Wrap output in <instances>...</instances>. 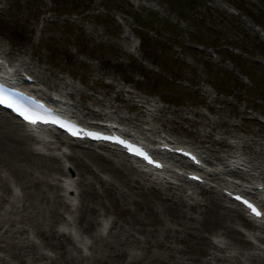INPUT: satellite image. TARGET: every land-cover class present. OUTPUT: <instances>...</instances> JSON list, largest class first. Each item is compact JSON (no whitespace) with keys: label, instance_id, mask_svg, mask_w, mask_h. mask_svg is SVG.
<instances>
[{"label":"rangeland","instance_id":"1","mask_svg":"<svg viewBox=\"0 0 264 264\" xmlns=\"http://www.w3.org/2000/svg\"><path fill=\"white\" fill-rule=\"evenodd\" d=\"M156 33L165 43L158 45L161 48H154L156 58L152 57V52L146 58L143 45L147 49L148 42L145 44L147 39L143 36L157 38ZM0 43L8 52L7 59L15 61L19 70L29 71L36 78L42 76L39 77L41 87H50L53 93H58L65 85L66 91H72L73 95H66L65 99L83 120L115 118L129 130L133 123H138L139 130L149 139L167 137L199 150L217 148L216 144H210V137L222 139L223 144L216 154L227 156L228 152L237 150L261 164L259 166L264 163V0H0ZM76 100L88 108H83L81 103V107L78 103L74 106ZM133 103L144 105L143 119H136ZM153 106L162 109L161 112L151 109L157 113V118L150 115ZM150 126L155 127L153 132L147 129ZM71 144L67 141L64 144L67 153L72 152ZM101 151L104 156L122 157ZM84 163L111 180L122 192L117 197L118 205L111 204L107 194L102 197L109 210L99 217L100 222L104 217L108 221V228L102 234L113 221L117 223L112 229L114 233L129 230L150 243L149 250L144 247L145 241H142L143 249L131 248L129 244L124 247L131 254L146 257L137 264H148L150 257L154 258L153 264H258L264 260L259 251L261 242L253 237L256 233L264 237L258 226L256 229L246 221H228L254 244L252 248L220 236L222 211L226 206L234 208V204L222 195L217 198L214 192L202 195L200 189L204 190V185L173 179L170 190L179 192L180 185L187 192L194 191L196 197L188 200L197 205L193 212L196 219L181 224L171 218L169 208L156 198L158 191L151 185L159 186L161 191L165 186L144 181L139 174L124 167L119 174L100 170V166L109 167L110 171L112 168L99 156L92 160L86 158ZM62 164L67 166L66 170L73 171L69 180L74 189L73 200H70L74 211L64 212L70 219L72 213H80L75 208L85 197L81 187L75 184V171L79 167L77 170L71 159ZM25 167L32 171L28 175L34 183L31 191L35 194L33 199L28 194L25 202L34 209L23 207L20 211L18 201L15 205L0 202V220L8 222L6 226L0 224V264H18L13 258L15 254L24 257L28 264H43L45 260L35 259L32 252L55 257L54 262L49 260L48 264H100L98 257L107 264L119 262V258L112 255L123 248L111 236H106L105 243L95 242L91 248L89 235L93 231L75 232L77 226L71 225L76 237H82L87 245L81 244L78 251L65 244L67 251L60 253L43 244L34 226L27 224L26 229H21L18 222L22 221V216L39 217L37 210L43 202L39 203L36 195L42 192L41 180L59 183L64 178L53 171ZM7 168H0V173L19 195L22 190L16 175H9L16 172ZM222 168L223 165L220 171ZM123 172L138 178L142 188L131 191L122 185L120 174ZM85 173L89 180V174ZM93 185L98 187V194L104 192L97 182ZM6 196L10 199L9 194ZM86 199L90 203L98 202L95 198ZM156 217L162 224L153 229L148 222ZM134 218L145 223L142 232L137 231L136 221L130 222ZM45 222L48 221L45 219ZM62 225L58 223L57 229L61 230ZM50 227L48 222L46 228ZM64 230L68 232L67 228ZM164 234H167L165 238ZM26 236L33 243L21 248L26 245ZM208 240H218L220 244L230 240L232 248L226 253L231 259L213 260L210 255L216 251ZM158 241L172 249L158 246ZM180 248L182 252L175 251ZM252 255L258 256L256 261ZM129 259L130 256L123 262Z\"/></svg>","mask_w":264,"mask_h":264},{"label":"bare ground","instance_id":"2","mask_svg":"<svg viewBox=\"0 0 264 264\" xmlns=\"http://www.w3.org/2000/svg\"><path fill=\"white\" fill-rule=\"evenodd\" d=\"M0 54H4L5 56L8 55V52L6 49H4L0 43ZM39 76V75H38ZM40 78L42 76H39ZM39 77H37V84H39ZM54 85H55V81ZM49 90L50 87H48ZM43 90V89H42ZM59 94L62 96H72V91H66L65 85L62 86L58 90ZM65 91V92H64ZM42 94H44V91H42ZM80 102V101H79ZM144 102V101H142ZM78 101L76 100L73 105L77 106ZM83 104V108H88L87 105H85L83 102H80ZM79 106L81 107V104ZM146 104H148L146 102ZM61 105V103H59ZM144 105L140 103H133L132 109L134 111L136 119H140L144 115V109L142 108ZM156 108V112H161V108ZM154 106L150 108L149 111L150 115L154 118L157 116V113H154L153 110L155 109ZM153 109V110H151ZM155 115V116H154ZM143 119V118H141ZM140 119V120H141ZM133 129L132 132L141 134L143 136H146L143 132H141L138 128V123L132 124ZM136 127V128H135ZM148 130H152V132L155 130V127H148ZM52 137L54 138V143H58V145L54 146L52 142H39L36 141V143H32L31 141L34 140V138L24 130L21 123L12 115L8 114L5 110L0 109V168L4 167L5 169H9L7 167L12 168L16 173L11 174L9 172V175L11 177H14L16 175V179L18 180L22 193L19 195H15L12 193V187L10 186L8 180L4 175L0 173V202L3 203V201H6L7 204L15 205L16 202L21 203L18 206H20L19 210L22 211L23 207L25 209H28L29 207H32L31 205H26L25 200H27V195L33 199L35 195L31 191V187L34 186V183L31 182V177L29 174H32L31 169L26 170L27 166L28 168H38L41 170H47L49 172H56L63 175V179L61 181L59 180V183L55 181H49L46 179H42L40 185H42L43 189L42 192L40 191L38 193V196L36 195L37 201L41 203L43 202V205L38 207L37 213L39 215L38 218L33 219L29 214L26 216H22V221H19L18 223L21 224V229H26V225H32L36 228V234L42 238L43 244L50 249H56L60 253H64L67 251L65 248V244H68L69 247H72L78 251L81 250L80 244L83 243L82 238H74L70 232H66L64 229H57L58 223H63L62 227H69L71 225H76L77 229L82 232H91L93 231L89 237H90V247L93 248V244L95 242H101L105 243L106 236H111L115 241L119 242L122 246L123 250L119 253H114L112 256L119 258V262L112 263V264H137L140 261L144 260L145 256H138L135 253H130L124 247L129 244L131 248H142L143 242L145 241V249H150V243H147L146 240H141L138 237L134 236L132 232L129 230H121L120 233H114L112 231L113 228H115L116 222H111L108 231L105 234H102L103 232L100 231V228L102 227V223L99 220V217L105 216L106 213L109 211L108 208L104 205L102 202V197L106 194L109 196V200L112 203H116L118 205V198L120 195H122V192L118 190L115 186H113L111 180L107 178H103L99 175L98 171L91 167L89 164H85V159L88 158L92 160V158L95 157H101L102 159H105L106 162H108L109 166H111V171L109 170V167H98L100 170H106L108 172H117L120 173L121 168L130 169L131 171L139 174L142 179L150 180L149 176L146 175L147 173L143 172L138 166L133 165L129 160H127L124 157H118V158H112L109 156H104L105 154L101 153L95 148L92 147H84L78 143L72 144V152L71 153H65L64 151L61 153L58 152V154H55L54 152H47L46 150H54L59 149V145H63L65 140L62 139L57 133L52 134ZM33 144L35 146H33ZM210 144H216L217 148H208L203 147L202 149H198L199 153L201 155V159L204 163L207 165L213 166L212 170L204 171L206 175L208 176V180L205 184V188L203 190L200 189V192L203 194L207 192H214L217 198H220L222 195L221 192H219V189L221 186L226 187L228 189L237 188L245 193H249L254 198L262 201L264 204V200L259 197V194L262 192L261 190H253L256 186V184L262 183L264 184V163L262 166H259L261 164H256L253 162V160L249 157H247L242 151H231L227 153V156H222L220 154H216L219 151L220 145L223 144L222 139L215 140L210 137ZM227 145H230L227 143ZM45 151H42V150ZM110 154L112 155H120L119 153L107 149ZM224 152V150L222 149ZM121 156V155H120ZM64 158V159H63ZM71 159L74 163V166L77 168L79 167L78 171H75L76 180L75 184L79 185L81 187V194L84 195V199L82 201L80 200L79 204L75 209H77L80 213L75 215V213H72L71 218H67L64 214L66 211L73 212L74 210L71 208L70 204V198L72 197L73 193L70 192V185L67 180H69L73 176V171L68 168L66 170L65 165L62 164L63 161ZM172 163L179 164L181 166L185 165L183 163V160L180 158H174L172 160ZM62 164V165H61ZM237 165L239 168H242L246 171L242 172L241 170H236L230 168L231 165ZM106 165V166H108ZM223 165L222 170L220 171V167ZM33 166V167H32ZM87 172L89 174V180L87 179ZM143 173V174H142ZM222 173L229 175H237L238 179L234 182L230 179H227ZM144 176H142V175ZM121 175V182L122 185L126 186L129 190L134 191L133 189H141L142 183L138 178H132L128 175L127 172H123ZM262 180V181H259ZM70 181V180H69ZM156 182L155 180H153ZM66 182V183H65ZM94 182H97L99 184V188L104 191L101 195L98 194L97 191L98 187L94 184ZM171 182L167 181V184H163L160 182L161 185L165 186L164 190H159V186L151 185L155 187L156 191H158V194H156V198L162 202L165 203L166 206L169 208L171 213V218L178 223H185L186 221H193L196 219L193 212L196 210V204H191V202L188 203V200H194L196 197L193 194L194 191L187 192L183 187L180 185L178 187L179 192H173V190H170L172 188V184H169ZM214 183V184H213ZM148 185V184H147ZM149 186V185H148ZM150 186V187H151ZM40 188V186H38ZM73 187L76 188L75 185ZM58 190H61L63 192L60 193ZM97 190V191H96ZM170 190V191H167ZM138 191V190H137ZM9 192V193H8ZM50 193V194H48ZM6 194L10 195V199L6 196ZM67 194H70L71 196H66ZM79 196V193H78ZM88 199H97L98 202H94L92 200V203H90ZM186 197H188L186 199ZM117 198V199H116ZM100 203V204H99ZM98 204V205H97ZM26 205V206H25ZM38 206V204H36ZM101 207L102 212L99 211V207ZM223 207V206H222ZM234 207V206H232ZM34 209V206L32 207ZM222 220L220 221L221 224L219 227L221 228L220 236L224 235L225 237L232 239V242H238L239 244L252 248L254 244L249 240L244 238L245 235L239 231L238 228L235 226H232L228 224V221H246L250 225L259 228L258 230L260 233L264 234V224L259 223L257 221L251 222L246 218V215L244 212H242L240 209L234 207V208H228L227 206L224 207L222 211ZM18 213V211H17ZM118 214L120 212L118 211ZM224 216V217H223ZM45 219L51 223L50 228H46L48 225V222H45ZM105 220V217L102 219V221ZM139 224V227L137 228L138 232H142L144 229V224L140 219L134 218L130 222H135ZM240 221V222H241ZM260 221V220H259ZM126 222V221H125ZM8 222H5V220H0L1 226H6ZM128 223V222H126ZM148 223H151L153 225V229H157L158 224H162V221L160 219L153 218ZM15 224V222L12 223V226ZM129 224V223H128ZM56 226V227H55ZM260 226V227H259ZM20 228V227H19ZM150 233H152L150 231ZM167 236V234H164V238ZM220 236H217L218 238ZM238 236V237H237ZM254 239H256L258 242H261L262 247L264 246V237L261 236L259 233L254 234ZM143 241V242H142ZM201 243L203 242L202 238L200 237ZM228 240L223 245L218 244V242L208 240L207 243H209V246L214 249L216 252H222L221 254H218L214 252L208 253L211 254L213 260L216 262L218 261H229L231 259L230 255L226 253V251H230L232 248L231 243ZM33 241L26 236V245H22L21 248H25L28 244H32ZM111 244V243H109ZM160 247L167 246L168 249H172L171 246L165 245L163 241H158L156 243ZM108 245V243H106ZM200 245V244H199ZM110 248L113 247L111 244L109 246ZM143 249V248H142ZM177 252H182L183 250L176 249ZM38 255H35L34 252H32V255L35 257V259L41 257L42 260H45L43 264H48V261L54 262L53 258L46 253H38ZM130 256V259L123 262L125 258ZM257 255H252L251 258L256 261ZM13 258H16V262L18 264H28L27 260L24 257L18 256L15 254L13 255ZM99 259H96L100 264H107L105 260L98 257ZM116 258V259H117ZM154 258L148 259V264H153L151 261ZM41 264V263H40ZM177 264H184V262H178ZM258 264H264L263 261H259Z\"/></svg>","mask_w":264,"mask_h":264},{"label":"trees","instance_id":"3","mask_svg":"<svg viewBox=\"0 0 264 264\" xmlns=\"http://www.w3.org/2000/svg\"><path fill=\"white\" fill-rule=\"evenodd\" d=\"M160 36H161L160 34L158 35L157 38H147L146 36H143L145 39H147V41H145V44H146V42H148L147 49L145 48V45H143V47H144V56L146 58H148L147 54L150 53V52H152L151 53L152 57L156 58L157 53L154 51V48H159L160 46H158V45H161V44L165 43V41L163 39H161ZM259 50H260V48H259ZM151 62L156 64V60L152 59Z\"/></svg>","mask_w":264,"mask_h":264},{"label":"snow or ice","instance_id":"4","mask_svg":"<svg viewBox=\"0 0 264 264\" xmlns=\"http://www.w3.org/2000/svg\"><path fill=\"white\" fill-rule=\"evenodd\" d=\"M3 102H4L3 101V98L0 97V103H3ZM24 119L26 121L35 123V120H31L30 117H28V116H24ZM237 199H239V197H237ZM244 203L246 204V206L248 207V209H250V211L252 212V214H254L255 216L260 217V216L264 215V213H261L259 210H257V208L254 207L251 203H249L247 201H244Z\"/></svg>","mask_w":264,"mask_h":264}]
</instances>
